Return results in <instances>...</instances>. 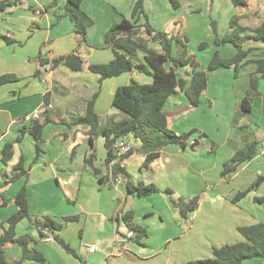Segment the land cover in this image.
Wrapping results in <instances>:
<instances>
[{
    "label": "crops",
    "instance_id": "crops-1",
    "mask_svg": "<svg viewBox=\"0 0 264 264\" xmlns=\"http://www.w3.org/2000/svg\"><path fill=\"white\" fill-rule=\"evenodd\" d=\"M135 1L83 0L80 8L91 18L93 25L87 29L86 42L82 45H78L74 24L64 15L66 0H22L0 13V35L15 41L12 45L0 41V76L14 77L0 85V152L5 144H14L13 156L8 163L10 172L20 158L26 171L21 178L6 184L11 173L8 175L4 169L8 165L3 166L0 162V225L16 212L13 199L25 187L32 216L75 217L68 223L81 222L93 234L105 235L102 237L104 244L98 237L92 240L97 251L86 252L84 264H186L211 258L212 248L244 241L237 231L239 227L264 223V80L258 81L257 91L250 96L249 77L255 72V65H241L237 76H234L233 68L209 72L206 89L197 107L189 105L183 93L169 97L163 106L169 128L176 135L195 132L187 138L184 148L165 146L147 168L141 167L144 155L139 150L140 142L132 137L127 138L132 143V153L121 162L116 159L106 163L107 149L102 130L120 120L122 114L111 106L107 113H101L99 104L103 88L112 102L116 88L127 85V80L150 84V76L145 80L139 76L142 74L133 70L126 73L129 74L127 79L121 78L122 74L99 82L96 74L85 69L74 72L62 65L55 69L40 68L42 73L34 76L39 69V56L51 60L56 54L62 56L76 51L84 61L88 58L89 64L112 60L110 57L109 61H92L97 50L95 42L103 40L104 43L105 34L112 25L123 17L130 19ZM245 1V6L235 7L228 0L237 11L239 25L256 28L264 18V0ZM242 21L246 25L240 23ZM163 24L172 27L168 34L181 27L176 19L166 20ZM182 25L185 26L184 19ZM248 48L252 51L246 60L264 58V41H248L244 49ZM235 52L233 47L229 56ZM179 73L184 77L183 70ZM98 87L94 111L99 124L92 136L94 158L90 166L85 161L91 152L90 127L74 122L84 115L86 103ZM45 94L50 108L41 114L39 121L45 115L51 121L42 129L37 152L34 138L29 133L21 135L22 130H28L32 125L22 118L42 108ZM247 96H250V109L244 112L241 103ZM252 144L256 145V155L239 165L228 179H223V164L235 152ZM114 165L124 169L129 183L153 184L159 191L144 198L128 193L124 177L120 183L115 182L111 174ZM92 168L98 170V176ZM257 180L259 184L245 197L232 202L238 193L249 189ZM165 190L171 191L170 197L180 202L179 207ZM194 197L198 198L197 206L185 218L180 208ZM56 202H59L60 212H57ZM126 214H131V224L144 229L147 237L141 245L129 240L122 251L115 253L110 246L128 231L123 220ZM35 237L40 243L55 242L41 239L37 232ZM31 238L30 246L37 249L34 237ZM14 245L4 247L5 257ZM49 248H54V244ZM36 251L43 256L46 254L43 250ZM20 256L21 249L13 262ZM74 258L78 262L67 260L64 264L83 263L78 255ZM258 262L264 264V259Z\"/></svg>",
    "mask_w": 264,
    "mask_h": 264
},
{
    "label": "trees",
    "instance_id": "trees-1",
    "mask_svg": "<svg viewBox=\"0 0 264 264\" xmlns=\"http://www.w3.org/2000/svg\"><path fill=\"white\" fill-rule=\"evenodd\" d=\"M21 1L0 0V13L5 12L12 6H17ZM82 1L66 0L64 6V15L74 24V33L78 37V45L85 44L87 29L93 25L91 18L80 8ZM144 1L136 0L130 19L123 17L119 23L112 25L105 34V47L112 51V60L102 64L85 65V61L76 51L57 56L51 60L39 56L37 59L39 69L36 70L34 76L38 77L42 73L40 68L48 66L50 69H55L60 65L74 72L86 69L90 73L98 75L99 82L131 73L133 70L150 76L152 78L150 84H140L131 79L127 85L116 88L111 107L119 111L122 116L120 120L102 130L107 149L106 163L116 159L119 162L126 159L133 149L124 155H118L115 144L120 139L132 137L135 141L140 142L139 150L144 155V162L141 167L147 168L150 163L159 157L165 146L177 145L184 148L187 138L195 132L176 135L169 128L166 115L163 112V106L169 97L178 92L183 93L189 105L197 107L199 98L206 89L209 72L233 68L234 76H237L239 67L244 64H254L256 67L255 72L249 77L250 96L257 91L258 81L264 80V58L246 60L252 49H244V44L248 41H264V18L258 27L248 28L239 25L237 17H232L229 21L228 30L221 39L216 33L215 23H212L215 44L217 46L230 44L236 52L230 58H224L215 53L207 63L206 69L201 70L195 58L188 54L187 39L185 37L155 30L150 25L144 12ZM169 2L174 10L179 8L177 0H169ZM229 2L235 7L246 5L245 0H229ZM142 19L145 22L140 23ZM0 41L6 45L15 43L13 39L4 35H0ZM186 67L191 69L189 79L179 73L180 70ZM13 79L14 77L10 75L0 76V85ZM250 96L245 97L241 103L244 112H248L250 109ZM97 97L98 91L86 103L84 115L74 122L75 125H88L90 127L88 136L91 152L85 160L90 166H92L90 162L94 158L92 136L99 124L98 116L94 111ZM43 100L45 104L49 103L47 94L44 95ZM42 113L45 114L46 110ZM39 119L32 122L28 130L21 131V135L29 133L34 138L37 152L40 150L39 145L42 141V129L45 124L51 121L46 115L42 121H39ZM13 147L14 144L7 143L2 148L0 162L3 166L8 165L11 161ZM256 151V145L252 144L243 151L235 152L231 159L223 164L221 177L225 180L228 179L239 165L250 161L256 155ZM92 171L95 176L99 175L96 168H92ZM25 172L22 167V158H20L10 176L7 177L6 184L21 178L25 175ZM111 174L113 177L122 175L127 180L126 189L128 193L137 197L144 198L159 191L153 184L139 182L134 185L129 183L128 175L119 165L112 167ZM99 182H103L102 178L99 179ZM258 184L259 180L246 191L238 193L232 199V202L235 203L245 197ZM165 193L170 197V190H165ZM170 199L175 205L180 206V202H175L171 197ZM197 200L198 198L194 197L184 208H180L183 217L186 218L187 214L195 210ZM13 203L17 208L16 212L0 225V264H9L4 251L7 244H16L21 249L20 258L12 264H23L25 262L29 264H46L44 256L30 246L33 241L28 234L16 235V226L22 220H27L29 229L35 230L41 239L45 237L43 234L45 231L67 253L77 257L76 253L59 237V232L62 231L64 225L67 222L74 221L75 217H61V222H57L49 216H32L28 210L25 187H22L15 195ZM131 219V214H126L123 219L127 229L133 232L130 240L141 245L147 237V233L144 229L131 224ZM237 231L244 238V241L212 248L211 258L189 261L186 264H262L258 261L264 259V223L239 227Z\"/></svg>",
    "mask_w": 264,
    "mask_h": 264
},
{
    "label": "rangeland",
    "instance_id": "rangeland-1",
    "mask_svg": "<svg viewBox=\"0 0 264 264\" xmlns=\"http://www.w3.org/2000/svg\"><path fill=\"white\" fill-rule=\"evenodd\" d=\"M179 3V9L174 10L169 2V0H145L144 3V12L147 16L148 22L155 30L164 29L165 32L172 31V27L167 24H163L166 20L176 19L180 22L181 27L175 28L173 30V35H179L187 39V51L188 54L195 58L199 64V69H205L207 63L213 57L215 53L219 56L228 58L229 55L233 52V47L229 44H222L217 46L215 44V35L212 31V23H215L216 33L221 39L226 31L228 30L229 21L232 17H237V11L228 0H177ZM228 5V9L226 5ZM238 18V17H237ZM183 19L185 21V26H183ZM142 22H145L143 19ZM243 25H246V22H240ZM96 53L92 58V61H106L103 59H112V51L104 47L103 40H97L95 42ZM101 43V44H100ZM103 46H100L102 45ZM203 47H202V46ZM68 49V46L65 47ZM84 47L81 48V51L84 54ZM175 52V50H174ZM45 54V53H44ZM60 54H56L55 57ZM141 56V55H140ZM139 56V59H140ZM48 58V57H47ZM88 58H86L85 65L89 64ZM109 61V60H108ZM86 70V69H85ZM89 72V71H88ZM91 74V73H90ZM183 75L185 78L189 79L191 76L190 67L183 69ZM129 74H123L121 78L127 79ZM141 78L148 80L147 75H139ZM139 78V77H138ZM136 78V79H138ZM121 80V79H120ZM130 82V80H127ZM89 82H92L89 80ZM128 82V83H129ZM124 83V82H123ZM100 91L98 87L97 91ZM111 106V100L107 97L106 89L103 88L102 97L100 99L99 109L101 113H107L108 109ZM116 111V110H115ZM118 112V111H116ZM7 174L11 172V166L4 168ZM198 202V200H197ZM59 202H56V206ZM65 204H67L64 201ZM1 209V208H0ZM57 212L61 211V207L57 206ZM4 210V209H2ZM57 222H61V217H52ZM81 221V220H80ZM69 224V225H68ZM17 236L24 234H29L34 238V245L39 250L45 251L47 264H64L67 263V260L70 262H78L73 255L66 253L57 243H40V240L36 239V231L30 230L27 225V221H22L18 224L16 228ZM30 236V237H31ZM101 236V237H100ZM104 234H93L90 228L83 227L82 223L72 222L66 223L61 232H59V237L80 257L82 264L86 263V246L94 245L92 240H96V237L99 239L104 238ZM103 237V238H102ZM104 244V241H102ZM51 244H54V248H49ZM14 249L7 251L6 257L9 264L13 262V257L20 255V249L17 245H14ZM115 249V253L122 251V248H117L115 244L110 246V249ZM36 249V248H35ZM36 249V250H37ZM98 249L102 250L100 244H98ZM113 249V250H114ZM17 251V254H15ZM206 259V258H203Z\"/></svg>",
    "mask_w": 264,
    "mask_h": 264
},
{
    "label": "built area",
    "instance_id": "built-area-1",
    "mask_svg": "<svg viewBox=\"0 0 264 264\" xmlns=\"http://www.w3.org/2000/svg\"><path fill=\"white\" fill-rule=\"evenodd\" d=\"M50 108V103L45 104L43 102L42 104V108L39 110H36L30 114L25 115L22 120L25 122H34L36 120H38L42 114V112L44 110H48ZM115 148H116V152L118 155H124L127 152H129L130 150L133 149L132 143L126 138V139H120L116 142L115 144ZM2 178V175L0 174V179ZM115 182L120 183L123 180V176L119 175L116 176L114 178ZM44 234V240H50L51 235L48 234L47 232H43ZM133 236V232L131 230H128L124 235H120L116 241H115V245L117 248H123V246L132 238ZM97 251V247L93 246V245H88L86 246V252L91 254V253H95Z\"/></svg>",
    "mask_w": 264,
    "mask_h": 264
}]
</instances>
